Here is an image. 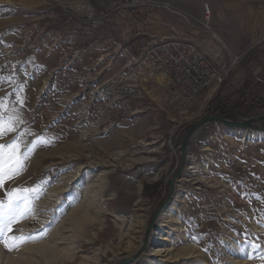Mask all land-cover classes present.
I'll return each mask as SVG.
<instances>
[{"label":"rangeland","instance_id":"rangeland-1","mask_svg":"<svg viewBox=\"0 0 264 264\" xmlns=\"http://www.w3.org/2000/svg\"><path fill=\"white\" fill-rule=\"evenodd\" d=\"M107 1L0 0V98L7 97L5 117L16 109L22 120L0 144L22 134L28 156L0 199L12 189L42 190L34 214L8 233L37 239L11 251L0 243V260L119 264L133 257L168 197L188 127L209 115L202 92L193 104L170 103L164 91L172 89L153 91L127 75L141 42L135 14L156 3ZM121 9L132 14L127 32L114 15ZM246 92L264 97L263 73ZM243 112L234 119L262 115L264 107ZM187 161L147 248L126 264H264V130L212 122L190 140Z\"/></svg>","mask_w":264,"mask_h":264},{"label":"crops","instance_id":"crops-1","mask_svg":"<svg viewBox=\"0 0 264 264\" xmlns=\"http://www.w3.org/2000/svg\"><path fill=\"white\" fill-rule=\"evenodd\" d=\"M148 1L156 3L151 12L135 14V34L140 41L164 37L189 41L209 56L219 75L228 72L226 81H213L202 91L200 97L207 107L217 95L227 104L238 103L248 93L251 78L262 73L264 76V0ZM204 3L209 4V17L205 15ZM117 13L114 15L127 32L130 24L126 19L132 18V14L124 9ZM257 50L262 52L256 53ZM246 81L249 84L245 87ZM159 82L160 89L174 88L167 73L159 76Z\"/></svg>","mask_w":264,"mask_h":264},{"label":"built area","instance_id":"built-area-1","mask_svg":"<svg viewBox=\"0 0 264 264\" xmlns=\"http://www.w3.org/2000/svg\"><path fill=\"white\" fill-rule=\"evenodd\" d=\"M203 6L206 17H209V4ZM126 66L130 78L138 84H152L153 91L158 89L159 76L167 73L174 88L164 91L165 100L179 105L195 101L216 78L218 82L223 80L200 47L179 38L142 40L138 54Z\"/></svg>","mask_w":264,"mask_h":264},{"label":"snow or ice","instance_id":"snow-or-ice-1","mask_svg":"<svg viewBox=\"0 0 264 264\" xmlns=\"http://www.w3.org/2000/svg\"><path fill=\"white\" fill-rule=\"evenodd\" d=\"M6 99L7 97L0 98V138L10 132H16V125L22 123L16 109H13L16 115L5 117ZM18 102L23 105L22 98ZM38 142L47 143L43 137H38ZM29 151L32 149L30 148ZM27 159L28 156L22 147V134H18L16 139L7 144H0V188H3L5 180L13 179L25 170ZM41 191L40 185L30 189L17 188L6 191V198L0 199V243L4 244L8 250L11 251L28 240L37 239L33 236H9L8 233L12 231V224L34 214V201L39 199Z\"/></svg>","mask_w":264,"mask_h":264},{"label":"water","instance_id":"water-1","mask_svg":"<svg viewBox=\"0 0 264 264\" xmlns=\"http://www.w3.org/2000/svg\"><path fill=\"white\" fill-rule=\"evenodd\" d=\"M212 122H221L228 127H233V128H238V129L264 130L263 126L257 124L258 122H264V114L259 115V116H249V117H245V118L240 119V120L229 119V118L224 117V116L219 115V114H213V115H207V116L203 117L202 119H200L199 121L192 123L188 127V129H187V131H186V133H185V135L181 141V145H180V148H181V164H180V167L175 172L174 176L168 181V184L170 186L168 197L160 205V207L158 208L157 212L155 213L152 221L150 222V224L148 226V233L146 234V239H145V242H144L141 250L139 252H137L133 257L123 259L119 264H126L129 262H132L135 258H137L141 254V252H143V250H145V248H147L149 232L151 231L153 224L155 223V221L159 217L162 209L169 203V201L173 197L174 192H175V188H176V183L181 178L182 173L185 171V167H186V164L188 162L187 161L188 144H189L190 140L192 138H194L195 136H197L198 133L201 132V130L203 128H205L208 124H210Z\"/></svg>","mask_w":264,"mask_h":264},{"label":"trees","instance_id":"trees-1","mask_svg":"<svg viewBox=\"0 0 264 264\" xmlns=\"http://www.w3.org/2000/svg\"><path fill=\"white\" fill-rule=\"evenodd\" d=\"M248 84L249 82L246 81L245 87ZM242 96L244 97L236 104H230V103L227 104L223 102L219 95L213 97L209 102L208 114L209 115L219 114L229 119H234L238 112L241 113L244 111L243 113H247L248 111L254 108L264 107V97L251 98V95L249 94H244ZM144 188L148 192L153 193L152 195L160 193L159 188L154 184L145 183Z\"/></svg>","mask_w":264,"mask_h":264},{"label":"bare ground","instance_id":"bare-ground-1","mask_svg":"<svg viewBox=\"0 0 264 264\" xmlns=\"http://www.w3.org/2000/svg\"><path fill=\"white\" fill-rule=\"evenodd\" d=\"M191 168H194V166H192ZM64 187H65V186H63V188H64ZM88 211H89V210H88ZM85 215H86V214H85ZM85 215L82 214V215L80 216V218L86 217ZM75 225H76L75 227H77L78 229H79V228H82V225H80V222H79V221H78V222H75ZM22 254H23V253H22ZM25 257H26V256H25ZM16 258H17V257H15V256H14V258H13V257H12V258H11V257H10V258L8 257L6 260H0V264H16V263H17ZM0 259H1V256H0ZM17 260H18V258H17ZM21 260H23V259H21ZM15 262H16V263H15ZM19 262H21V261H19ZM19 262H18L17 264H20ZM23 262H24V261H23Z\"/></svg>","mask_w":264,"mask_h":264}]
</instances>
